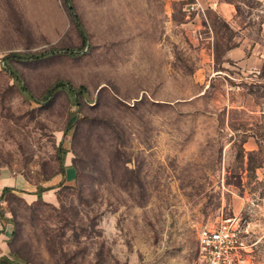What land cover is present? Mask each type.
<instances>
[{"label": "rangeland", "instance_id": "rangeland-1", "mask_svg": "<svg viewBox=\"0 0 264 264\" xmlns=\"http://www.w3.org/2000/svg\"><path fill=\"white\" fill-rule=\"evenodd\" d=\"M70 2L84 46L65 0H0V182L55 187L4 197L9 264H202L199 230L234 216L264 264V0L209 14L211 42L161 0ZM51 49L79 53L10 64L33 97L67 80L77 105L26 99L3 67Z\"/></svg>", "mask_w": 264, "mask_h": 264}, {"label": "crops", "instance_id": "crops-1", "mask_svg": "<svg viewBox=\"0 0 264 264\" xmlns=\"http://www.w3.org/2000/svg\"><path fill=\"white\" fill-rule=\"evenodd\" d=\"M193 2V0H161V5L164 7V10L167 14V19L173 23L175 26L177 24L180 26L183 25L184 20L190 21L193 23L192 25V33L196 35V33H199L200 29L207 31L208 35L205 39H208L210 42L212 41V27H211V19L209 14L213 13V16L225 21V22H234L237 19L240 18L239 14L237 13V0H197L198 9L195 12H189L187 10L188 4ZM181 12V13H180ZM182 24V25H181ZM235 50L231 49L229 52H234ZM5 174V175H4ZM4 177H2V180L0 182V202H3L4 197L9 194H13L15 191H22V193L26 196L28 193V196L32 191H29L28 189L16 186L18 183L13 182L14 180L11 179L6 173H3ZM19 182V181H18ZM14 183L16 185H14ZM22 185V183H21ZM6 187L13 188L12 193L4 194V189ZM36 188V187H35ZM47 188H55V187H44L43 190ZM41 190V192L43 191ZM37 189L32 194L35 195V197L41 195L43 196V192H36ZM27 196V197H28ZM2 207H0V261L4 258L8 259L9 251H10V243H11V237L7 239L6 232L9 228L11 219L7 217L8 215H2ZM11 236V235H10Z\"/></svg>", "mask_w": 264, "mask_h": 264}, {"label": "trees", "instance_id": "trees-1", "mask_svg": "<svg viewBox=\"0 0 264 264\" xmlns=\"http://www.w3.org/2000/svg\"><path fill=\"white\" fill-rule=\"evenodd\" d=\"M65 5L67 7L68 13L72 19V21L74 22V25L76 27V30L82 40V45L84 46V44H86L87 42V35L86 32L82 26L81 21L79 20L77 14L74 12L72 4L70 2V0H65ZM65 53V54H69V55H74L76 56L79 52L74 50V49H65V50H58V49H51L49 51L46 52H40V53H17V52H10L6 55H4L3 58V67L4 69L7 71V73L10 74L13 82L17 85L18 90L21 92V94L28 100H33L37 103H41V102H45L48 101L55 92L59 91V90H63L70 101L74 102V105H77V100L78 97L81 95V90L80 88H76L74 87L70 82H68L67 80H56L53 84H51L46 90L45 92L39 96V97H33L30 92L26 89V86L24 85V83L21 81V77L19 75V73L17 72L16 69H14L11 64H10V60H32V59H40L43 57H46L50 54H54V53ZM77 114L73 111L72 113H69V117L67 120V124H66V129H69L74 121L76 120ZM66 135V134H65ZM69 153V149H67V147H63V142H61V145L59 147V154H58V159H59V163H60V171L63 172V170L65 168H71L73 167V163L71 164H66V158H67V154ZM67 169H65L66 171ZM64 178V175H63ZM50 179V178H49ZM48 179V180H49ZM46 180V181H48ZM75 181V176H72L70 179H66V181L63 184H68L69 182H74ZM13 188H9L6 187L4 189V194L7 193H12L13 192ZM0 207L4 208L3 202H0ZM6 213L5 208L2 209V215H4ZM9 260L7 258H4L3 260H1V262L9 264L8 262Z\"/></svg>", "mask_w": 264, "mask_h": 264}, {"label": "built area", "instance_id": "built-area-1", "mask_svg": "<svg viewBox=\"0 0 264 264\" xmlns=\"http://www.w3.org/2000/svg\"><path fill=\"white\" fill-rule=\"evenodd\" d=\"M197 0L188 4L189 12L198 9ZM236 216L221 220L216 225H207L198 232V250L202 264H248L242 254L244 232Z\"/></svg>", "mask_w": 264, "mask_h": 264}, {"label": "water", "instance_id": "water-1", "mask_svg": "<svg viewBox=\"0 0 264 264\" xmlns=\"http://www.w3.org/2000/svg\"><path fill=\"white\" fill-rule=\"evenodd\" d=\"M6 264V263H5Z\"/></svg>", "mask_w": 264, "mask_h": 264}]
</instances>
